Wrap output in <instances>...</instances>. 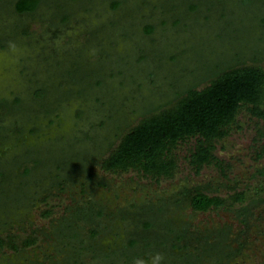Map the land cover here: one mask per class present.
I'll return each mask as SVG.
<instances>
[{
  "label": "rangeland",
  "instance_id": "1",
  "mask_svg": "<svg viewBox=\"0 0 264 264\" xmlns=\"http://www.w3.org/2000/svg\"><path fill=\"white\" fill-rule=\"evenodd\" d=\"M16 1L0 0V238L36 242L0 245V264H264V118L246 107L199 172L196 138L170 178L100 165L188 89L264 68V0H41L27 13ZM244 189L233 206L190 204Z\"/></svg>",
  "mask_w": 264,
  "mask_h": 264
},
{
  "label": "trees",
  "instance_id": "2",
  "mask_svg": "<svg viewBox=\"0 0 264 264\" xmlns=\"http://www.w3.org/2000/svg\"><path fill=\"white\" fill-rule=\"evenodd\" d=\"M40 2L41 0H17L15 9L18 13L34 12ZM146 30L151 32L154 26H148ZM77 69L81 68L78 66ZM20 100L17 98L16 102ZM263 105L264 68L255 65L231 67L217 74L204 88L188 89L172 106L142 119L125 132L117 145L112 146L108 155L101 159V168L118 174L137 171L158 181L163 177L170 178L174 176L177 167L174 155L176 148L181 142L196 138L195 148L191 150V163L199 172L204 165L220 162L214 153L216 143L229 134L242 108L246 107L254 115L264 118ZM0 106L7 105L0 103ZM65 159L71 162L72 158L68 156ZM221 167L224 170V166ZM29 169L26 168L25 171L28 172ZM262 189L263 184L260 183L257 191ZM247 192L248 190L244 189L223 197L197 190L190 196V204L194 210L206 212L243 203L248 198ZM145 226L152 228L155 224L153 221H147ZM99 232L97 227L91 228L94 237ZM10 238L11 240L0 238V245L18 251L19 248L29 247L36 242V239L29 237L19 246L12 236ZM180 239L179 237L177 241ZM136 242V239L130 240L131 246ZM186 246L188 245L174 243V247L179 250H185ZM184 255L179 256L180 260Z\"/></svg>",
  "mask_w": 264,
  "mask_h": 264
},
{
  "label": "clouds",
  "instance_id": "3",
  "mask_svg": "<svg viewBox=\"0 0 264 264\" xmlns=\"http://www.w3.org/2000/svg\"><path fill=\"white\" fill-rule=\"evenodd\" d=\"M159 259H161V257L158 255V256H157V260H159Z\"/></svg>",
  "mask_w": 264,
  "mask_h": 264
}]
</instances>
